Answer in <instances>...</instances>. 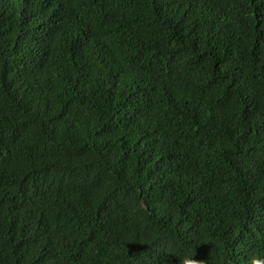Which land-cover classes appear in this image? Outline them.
Wrapping results in <instances>:
<instances>
[{"label": "trees", "instance_id": "trees-1", "mask_svg": "<svg viewBox=\"0 0 264 264\" xmlns=\"http://www.w3.org/2000/svg\"><path fill=\"white\" fill-rule=\"evenodd\" d=\"M264 261V0H0V264Z\"/></svg>", "mask_w": 264, "mask_h": 264}, {"label": "clouds", "instance_id": "clouds-1", "mask_svg": "<svg viewBox=\"0 0 264 264\" xmlns=\"http://www.w3.org/2000/svg\"><path fill=\"white\" fill-rule=\"evenodd\" d=\"M194 251L191 254L182 255L179 264H197L199 260L193 259ZM251 264H264V261L256 258H251Z\"/></svg>", "mask_w": 264, "mask_h": 264}]
</instances>
